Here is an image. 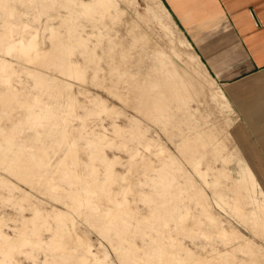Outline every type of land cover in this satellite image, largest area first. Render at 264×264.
Wrapping results in <instances>:
<instances>
[{
    "label": "rangeland",
    "instance_id": "1",
    "mask_svg": "<svg viewBox=\"0 0 264 264\" xmlns=\"http://www.w3.org/2000/svg\"><path fill=\"white\" fill-rule=\"evenodd\" d=\"M235 119L160 0H0V264H264Z\"/></svg>",
    "mask_w": 264,
    "mask_h": 264
},
{
    "label": "crops",
    "instance_id": "2",
    "mask_svg": "<svg viewBox=\"0 0 264 264\" xmlns=\"http://www.w3.org/2000/svg\"><path fill=\"white\" fill-rule=\"evenodd\" d=\"M160 1L236 114L233 127L247 145L251 154L247 158L261 159L264 156V0ZM241 97L246 107L240 106Z\"/></svg>",
    "mask_w": 264,
    "mask_h": 264
},
{
    "label": "bare ground",
    "instance_id": "3",
    "mask_svg": "<svg viewBox=\"0 0 264 264\" xmlns=\"http://www.w3.org/2000/svg\"><path fill=\"white\" fill-rule=\"evenodd\" d=\"M81 4V3H80ZM82 5V4H81ZM88 5V4H87ZM91 12H92V10H91ZM35 37L36 36H32L31 37V39H30V41L27 43V45L25 46V49H27V50H29V49H34V48H36V45H35ZM35 51V50H34ZM30 52V51H29ZM28 52V54L30 55V53ZM36 52V51H35ZM38 52V51H37ZM22 54V53H21ZM38 54V53H37ZM76 69V68H75ZM75 150V149H74ZM108 182V181H107ZM118 204V203H117ZM122 205V204H121ZM123 206V205H122ZM119 207V206H118ZM121 209V208H120ZM37 214V213H36ZM35 218V217H34ZM209 218V217H208ZM55 220H57L56 218H55ZM210 222H212V220L210 221ZM216 222V221H215ZM216 225V224H215ZM214 225V226H215ZM1 226V225H0ZM216 227V226H215ZM213 228V227H212ZM215 230V229H214ZM16 231V230H15ZM216 234V233H215ZM4 237H5V241L3 242V244H2V246H4L5 247V250L7 249L8 251H11V250H14L15 249V247L17 246V245H15V243L16 242H19V243H22V241L24 240L23 239V235H18L14 240L12 239V237H10V236H7V235H3ZM23 239V240H22ZM26 239V238H25ZM19 240V241H18ZM26 241V240H25ZM26 243V242H25ZM0 244V245H1ZM88 247V246H87ZM2 250V249H1ZM16 250V249H15ZM89 250H90V248H89ZM90 252V251H89ZM196 254V253H195ZM190 256H192V255H190ZM194 256V255H193ZM174 257H176V256H174ZM173 257V258H174ZM177 258H178V256H177ZM179 258H180V256H179ZM188 258V257H187ZM182 259H184V258H182ZM186 259V258H185ZM181 260V259H180ZM189 260V259H188ZM198 258H196L195 256H194V262L196 261V262H198ZM202 259H200V261H201ZM205 260V259H204ZM186 261H187V259H186ZM206 261V260H205ZM193 263V262H192ZM201 263V262H200Z\"/></svg>",
    "mask_w": 264,
    "mask_h": 264
},
{
    "label": "snow or ice",
    "instance_id": "4",
    "mask_svg": "<svg viewBox=\"0 0 264 264\" xmlns=\"http://www.w3.org/2000/svg\"><path fill=\"white\" fill-rule=\"evenodd\" d=\"M241 107H246V105H244V102H243V97H241ZM241 131H243V129L241 128ZM234 134H236L234 132ZM259 167L260 168H264V156L261 157L260 161H259Z\"/></svg>",
    "mask_w": 264,
    "mask_h": 264
}]
</instances>
